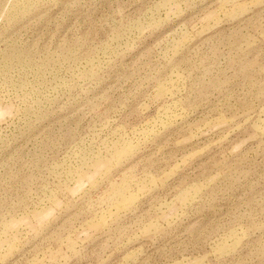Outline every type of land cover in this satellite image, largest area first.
<instances>
[{
	"label": "rangeland",
	"instance_id": "obj_1",
	"mask_svg": "<svg viewBox=\"0 0 264 264\" xmlns=\"http://www.w3.org/2000/svg\"><path fill=\"white\" fill-rule=\"evenodd\" d=\"M0 264H264V0H0Z\"/></svg>",
	"mask_w": 264,
	"mask_h": 264
}]
</instances>
